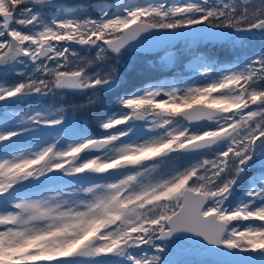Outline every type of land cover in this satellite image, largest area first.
<instances>
[{"label":"snow or ice","instance_id":"snow-or-ice-1","mask_svg":"<svg viewBox=\"0 0 264 264\" xmlns=\"http://www.w3.org/2000/svg\"><path fill=\"white\" fill-rule=\"evenodd\" d=\"M53 4L0 0V66L31 65V71L15 73L24 79L0 83V149L15 151L23 138L58 129L56 141L41 150L0 160V264H264V51L242 67L220 69L218 79L201 86L160 85L118 96L121 110L100 123L106 132L116 131L100 138L88 136L64 108L8 110L9 103L58 90L88 92L87 104L96 103L119 77L114 67L90 73L88 66L110 53L159 46L169 37L237 44L251 33L264 36V0H121L114 12L98 0L95 18L48 22L34 10ZM70 43L95 48L94 60L85 61ZM195 59L207 79L214 71L211 62ZM135 121H145L155 135L123 140L137 133ZM202 121L209 123L191 127ZM65 130L78 139L58 148ZM101 150L103 155L81 158ZM201 150L211 158L152 178L171 153ZM254 167L262 171L248 178V188L233 204L235 186ZM56 172H115L119 178L80 188L83 198L69 199L76 189L23 198L26 185ZM241 221L259 223L240 230L233 222Z\"/></svg>","mask_w":264,"mask_h":264},{"label":"rangeland","instance_id":"rangeland-1","mask_svg":"<svg viewBox=\"0 0 264 264\" xmlns=\"http://www.w3.org/2000/svg\"><path fill=\"white\" fill-rule=\"evenodd\" d=\"M98 0H54L53 5H46V6H36L35 11L39 12L41 18L45 21L48 22L50 21L53 17L57 18H73V19H78V20H83L88 17H97L99 15V9L95 6L97 4ZM99 2L106 3L109 5L111 10L114 12L116 11V5L121 3V0H99ZM138 3H146V2H158V0H136ZM169 3L175 2V0H168ZM181 2H184V0H181ZM194 2H199V0H194ZM55 4L61 5V7L58 9L55 7ZM89 8V9H84L83 8ZM76 8H82V9H76ZM90 11L92 13H90ZM80 12L82 14H80ZM89 12V13H88ZM19 27V26H15ZM24 32L29 31V28H22L21 29ZM258 35V33H251L248 34L247 37L240 43L233 44L228 41H224L225 48L230 49L228 52L230 53L232 63L230 65H219L216 68H214L213 73L210 74V76L206 79L205 77H202L200 75V71L202 70V66L200 65L199 61L195 59L197 56H202L206 59L205 56L198 54V48H204V43L203 41L200 43H195V42H188L185 39L184 40H171L168 45H166L164 49V53L160 54L158 57H151L150 59L152 62L155 64V67L157 68V73H160L161 71H169L170 70V65L173 61L174 58V51L179 49V51L185 52L186 54L190 53L193 55L192 59L187 60L184 64H182L181 69H175L174 71H171L168 74H163L162 77L154 80V82H150L146 85H143L142 87L137 88L135 91H133L131 94L139 91L143 92L145 88L148 87H156L163 85L164 87H178V88H186L189 86L195 87V86H201L204 85L208 82L209 79H218L221 75L220 69L222 68H227L233 65H239L243 66V64L247 61L248 58L253 57L257 54H259L256 50V48L253 46H250L248 44V40L252 38L253 36ZM179 44H176L177 42ZM64 42H61V45H63ZM210 44L212 42H209ZM212 45H217V44H212ZM70 48L75 49L77 53H80L82 50H94L96 51L95 48H86L79 46L75 43H70L68 45ZM231 46V47H229ZM198 47V48H197ZM223 47V48H224ZM212 48V47H210ZM217 49V48H216ZM136 54V55H135ZM140 56V54L134 53V52H126L123 55L120 56H113L111 59L122 66L125 65H130L133 63V56ZM235 57H238V61L234 63ZM70 60H73V64L70 65V67L75 66L76 60L73 57H70ZM208 61V59H206ZM112 61V63L108 64V66L104 65L101 67H98L99 65H96V69L89 71L94 72L97 70L100 71H107L110 67H113V64H115ZM144 62V60L142 61ZM211 62V61H209ZM213 64H216L215 61L211 62L212 67L214 66ZM215 67V66H214ZM11 73L14 74V77L10 80H12V83L18 82L17 80L24 79V77H15V73L20 72V71H31V65L29 69L25 70L23 65L20 66V64H14V65H9L7 70L5 69V66H0V72L3 73ZM1 74V73H0ZM38 75V74H37ZM166 75V76H165ZM3 77V75H0ZM10 80H0V83H6L8 84ZM12 83H9L12 84ZM53 93V92H52ZM50 98L48 101L51 99V93H49ZM36 96V95H35ZM38 98V96H36ZM159 99V98H158ZM39 100V99H38ZM15 105V103H13ZM24 107L22 110H13L10 108L11 103L8 104V110L9 111H14V112H28L33 109H48L51 111H55L56 109H53L52 107H44V106H37L34 105V99L33 95L28 96L25 98L23 101ZM118 104V103H117ZM255 107V106H253ZM3 110V105H0V111ZM120 106L116 109V111H113L111 114L116 113L120 111ZM109 116V115H108ZM108 116H105L103 120L107 119ZM69 120L76 121L75 117H70ZM151 120V117H149V122ZM82 127L85 125V123H82L81 121H76ZM135 126L137 128V133L134 135H131L129 137H124L122 138L125 141H142V139L150 138L151 136L155 135V133L148 132L146 130L147 124L145 121L141 122H134ZM187 123V122H185ZM120 128L124 127V125L118 126ZM192 128H197L200 126L196 125H191ZM101 129V127H100ZM116 129H111L108 130L107 132L103 129H101V136L103 137L108 132H115ZM162 131V130H159ZM57 132L58 129H53V128H44L42 131L34 134L31 137H25L23 138V142L19 145L16 146L15 151H11L8 153H5L3 149H0V160L4 158H11V156L14 155H20V154H31L33 152L39 151L42 148L46 147L48 144L54 143L57 139ZM38 135V136H37ZM88 135V134H87ZM89 136V135H88ZM91 137V136H90ZM31 139H34L32 143H28ZM78 137H74L72 132L70 130H65L64 132L61 133V138L59 139V143L57 144L58 148H66L68 144L76 142ZM26 141V142H24ZM34 142V143H33ZM119 143V142H117ZM190 154H195L193 156H188V158L184 162V167H187L191 165L192 163H195L197 160L202 159L204 157H209L211 158V153L208 151H202V152H195V153H190ZM208 154V155H207ZM97 155H103V150H101ZM90 156L86 158H91L95 157ZM67 167V165H65ZM160 165L158 166L157 170L153 173L152 178L153 179H160L161 177H166L169 174L173 173L175 170H177V166L174 165H168L164 169H161L160 171ZM182 170V169H181ZM128 172L133 171V169H128ZM262 170L258 167L254 168H249L247 175L243 180H241L237 186H235L234 189V195L232 197V202L235 204L243 195L244 191L248 188V178L257 175L260 173ZM119 178L118 173H109V174H103V175H90V174H80L77 176H65L62 172H60L58 175H53V173H49L48 178L44 179L41 178L39 179L38 182H35L30 185H26L25 188L22 190L23 198L25 199H33V200H38L42 199L45 197H49L54 195L57 191H63L65 194L71 192L73 189H76L77 192L73 197H69V199L73 198H83L84 194L79 192V189L82 187H87L90 186L94 182H107L111 180H115ZM36 188V189H35ZM3 209L0 208V212H2ZM234 223V222H233ZM247 223H259L258 221H241L239 224L241 225L240 230H243V225ZM237 224V223H234ZM151 254V253H150ZM191 258V257H189Z\"/></svg>","mask_w":264,"mask_h":264},{"label":"trees","instance_id":"trees-1","mask_svg":"<svg viewBox=\"0 0 264 264\" xmlns=\"http://www.w3.org/2000/svg\"><path fill=\"white\" fill-rule=\"evenodd\" d=\"M253 2H258V0H253ZM84 9H89L84 7ZM89 13V12H88ZM90 13H92L90 11ZM255 42L252 43L253 46H256L258 50L264 51V38L260 36H256L254 39ZM176 44H179L178 42ZM204 48H198V54L205 56L208 61L216 63L217 66L219 65H229L231 61L230 53L228 52L230 49L225 48L224 45H208L204 44ZM212 47V48H210ZM224 47V48H223ZM217 48V49H216ZM136 55V54H135ZM80 57H83L86 60L95 58V51L94 50H82L80 52ZM133 56V63L130 65L122 66L120 64L115 63L110 57L103 62L96 61L92 65L88 66V71H92L96 69V65L98 67L101 66H108V64H113V67L117 69V74L119 77V82L117 86L111 90L106 91L98 101L92 105L87 104L88 96L90 93L82 92L79 94H58L55 91L50 95H46L44 98H40L39 100L42 101L44 107H52L54 109L64 108L66 109L65 115L70 117H75V120L81 121L85 123L83 128L85 129L86 134L91 137H100L101 129L100 123L105 116L110 115L113 111L119 107L117 104V98L120 95L131 94L137 88L142 87L150 82H154V80L163 76V74H168L175 69H181L182 64L187 62V60L192 59L193 55L185 52H180L179 49L174 51V58L170 65L169 71H161L157 73V68L155 64L152 62L150 57L145 56ZM237 59V57H235ZM144 60V62H142ZM216 67V66H215ZM1 80H10V78L5 77L1 78ZM19 81V80H17ZM85 105V107H72V106H79ZM20 108L19 106H12L13 110ZM185 156L179 153H175L174 156H170L165 158L161 166L166 167L167 165H180L182 164L183 158Z\"/></svg>","mask_w":264,"mask_h":264},{"label":"water","instance_id":"water-1","mask_svg":"<svg viewBox=\"0 0 264 264\" xmlns=\"http://www.w3.org/2000/svg\"><path fill=\"white\" fill-rule=\"evenodd\" d=\"M172 39H183L181 37H169L167 39H165L164 41H162L159 46H147L145 48H130L127 52H136V53H141V54H154V53H159L161 51H163L166 47V45L169 43L170 40ZM223 40H212V41H205V42H213V43H219ZM109 55H112V56H116V54H109ZM59 92L61 93H64V92H73V93H78L79 91H73V90H58ZM209 122L207 121H202L200 122V125H207ZM100 151H90V152H87L85 154L82 155V159L87 157V156H93V155H96L98 154ZM183 152V151H181ZM60 172H56L54 173V175H58Z\"/></svg>","mask_w":264,"mask_h":264},{"label":"flooded vegetation","instance_id":"flooded-vegetation-1","mask_svg":"<svg viewBox=\"0 0 264 264\" xmlns=\"http://www.w3.org/2000/svg\"><path fill=\"white\" fill-rule=\"evenodd\" d=\"M0 73H2V72H0ZM3 73H4V71H3ZM66 94V93H65Z\"/></svg>","mask_w":264,"mask_h":264}]
</instances>
